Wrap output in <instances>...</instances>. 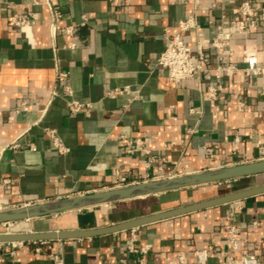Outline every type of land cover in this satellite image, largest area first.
I'll use <instances>...</instances> for the list:
<instances>
[{"label":"crops","instance_id":"0c3cea01","mask_svg":"<svg viewBox=\"0 0 264 264\" xmlns=\"http://www.w3.org/2000/svg\"><path fill=\"white\" fill-rule=\"evenodd\" d=\"M42 1L0 0V211L264 159V77L204 73L172 84L156 63L168 39L179 34V24L192 15L195 28L180 36L192 52L203 51L207 68L243 69L250 57L264 64V28L247 37L232 35L220 54L209 48L221 33L218 27L234 18L231 10L240 0H52L60 27L74 26L69 36H51ZM252 1L264 11V0ZM24 15L31 27L11 23ZM208 87L222 92L210 99ZM125 88L127 93H118ZM71 101L88 107L72 114ZM22 103L28 112L17 111ZM49 129L65 153L52 147ZM121 137L139 139L149 154L126 153ZM258 177L264 179L205 186L226 189L209 198L214 199L249 189L248 182L257 183ZM205 186L145 197L155 199L145 207L148 214L125 216L135 213L124 207L135 200L102 205L97 225L165 211L168 203L175 209L202 202L187 203L184 194ZM76 213L10 223L7 232L74 230ZM231 225L245 240L239 254L264 255V194L150 223L133 233L23 242L12 255L8 243H0V264H51L52 254L65 264H138L140 257L127 250L132 235L136 247H150L144 264H169L179 253L194 262L199 250L207 252L208 264H223L219 255L228 252Z\"/></svg>","mask_w":264,"mask_h":264},{"label":"built area","instance_id":"2783aa9c","mask_svg":"<svg viewBox=\"0 0 264 264\" xmlns=\"http://www.w3.org/2000/svg\"><path fill=\"white\" fill-rule=\"evenodd\" d=\"M37 5L38 3H34ZM42 5L47 8L50 20H49V32L51 36L55 32H60L66 36H69L74 31V26L70 25L67 27H60L59 22L61 20L60 13L53 7L52 0H43ZM233 19H226L225 27H218L221 33L217 37L213 38L209 43V48L215 51L216 54H220L221 51L226 46V41L232 35H238L241 37H247L251 33L257 31L259 28H264V11L260 10L252 0H240L238 5H236L232 10ZM85 21V19H83ZM11 23L19 28L25 29L33 25L32 20L27 16H17L11 19ZM196 22L192 15L188 16L182 23L179 24V34L168 39L167 45L164 50L158 56L156 63L159 68L166 72V77L168 81L172 84H182L190 81L196 77H200L204 73H212L215 77H220L221 75L232 76L238 72H243L247 75H254L264 77V64L259 63L254 57L247 59V66L243 69H238L233 65H218L215 69H209L205 66L206 58L201 49L198 48L197 52L191 51L190 47L182 40L180 33H184L195 28ZM74 45L69 44L67 47L72 48ZM57 77L59 80L65 79L66 75L63 73H58ZM128 89L123 91H118V93H127ZM222 92L220 87L213 88L208 87L207 95L210 99H215L217 94ZM54 96V95H53ZM236 96H234L235 98ZM69 111L72 114H79L88 106L80 104L75 101H71L67 104ZM243 105L238 103V110H242ZM17 111L28 112V107L22 103ZM44 112V111H43ZM42 112V113H43ZM36 125V122L33 123ZM46 135L51 141L52 147L59 153H65V149L61 142L59 141L57 135L53 130H46ZM125 141V152L128 154L134 152H143L146 155L149 151L145 150L142 141L139 139L129 140L125 137H121ZM209 151V150H207ZM121 182L125 180L120 179ZM123 187V186H122ZM121 188V187H119ZM10 223L3 224L5 227V232L2 234L8 235V228ZM134 229L131 230L133 233ZM228 239V252L221 253L219 256L223 264H264V255L255 256L250 254H239L240 245L245 241L240 237L238 229L231 225L228 227L227 233ZM135 238L132 235L129 245L127 246L128 253L131 255H138L140 258L138 264H144V256L149 251V245H141L136 247L134 245ZM23 242H13L8 243L9 255H12V251L17 247L22 246ZM36 243V242H33ZM44 244L43 242H39ZM2 245V244H0ZM264 245V239H263ZM39 250V248H37ZM51 264H65L63 260L55 254L50 255ZM169 264H208V254L205 250L195 251L194 262H189L186 255L179 253L176 255L175 260Z\"/></svg>","mask_w":264,"mask_h":264},{"label":"water","instance_id":"95a60500","mask_svg":"<svg viewBox=\"0 0 264 264\" xmlns=\"http://www.w3.org/2000/svg\"><path fill=\"white\" fill-rule=\"evenodd\" d=\"M254 176L264 177V159L242 165L201 172L193 175L166 179L162 181L142 182L135 185L111 189L108 191L81 195L71 199L0 211V225L48 217L51 215L77 212L74 215V230L29 234H0V243L88 238L135 229L150 223L190 212L204 210L209 207L264 194V184L214 199L205 200L196 204L169 209L150 215H144L104 228L98 227L96 213L100 210L102 205L137 200L168 192L212 185L225 181Z\"/></svg>","mask_w":264,"mask_h":264},{"label":"rangeland","instance_id":"374dc122","mask_svg":"<svg viewBox=\"0 0 264 264\" xmlns=\"http://www.w3.org/2000/svg\"><path fill=\"white\" fill-rule=\"evenodd\" d=\"M257 183H254L253 182H248V184L246 186H249L250 187H253L255 185H261L264 183V179L262 177H258L257 180H256ZM252 183V184H251ZM226 189L224 188H214V187H210V186H205L204 188H200V189H197V190H190L188 192H186L184 194V197L186 199V202L187 203H193V202H198V201H203V200H206V199H209V198H213V197H216L218 196L221 192H225ZM151 197V196H150ZM155 202V199L154 198H145V199H141V200H135L133 202H130L129 205L127 204L126 206L124 207H127V208H131V209H134L135 213H126L125 216H131V215H135V214H139L140 212L142 214H148V213H151V210L147 209L145 210V207H147L148 204H152ZM185 203V204H187ZM176 205L175 204H166L164 205V209H171V208H174ZM161 210V209H160ZM140 216V215H139Z\"/></svg>","mask_w":264,"mask_h":264}]
</instances>
